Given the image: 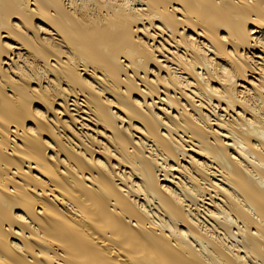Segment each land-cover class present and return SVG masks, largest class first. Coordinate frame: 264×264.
<instances>
[{"label":"bare ground","instance_id":"1","mask_svg":"<svg viewBox=\"0 0 264 264\" xmlns=\"http://www.w3.org/2000/svg\"><path fill=\"white\" fill-rule=\"evenodd\" d=\"M0 264H264V0H0Z\"/></svg>","mask_w":264,"mask_h":264}]
</instances>
